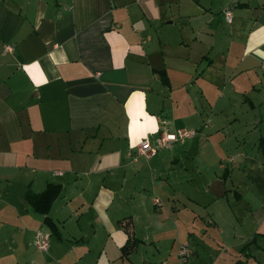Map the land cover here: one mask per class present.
Instances as JSON below:
<instances>
[{
	"label": "crops",
	"instance_id": "0c3cea01",
	"mask_svg": "<svg viewBox=\"0 0 264 264\" xmlns=\"http://www.w3.org/2000/svg\"><path fill=\"white\" fill-rule=\"evenodd\" d=\"M151 1L0 0V262L12 257L15 263L29 264L27 251L34 249L32 240L42 224L56 237L48 242L47 249L35 248L48 254L47 264L97 262L98 257L86 249L68 254L71 250L63 248V240L69 239L62 234L61 220L56 216L59 209L65 212L69 207L68 191L76 202L93 210L92 220H98L109 232L115 231L107 215L115 197L113 188L98 184L90 200L85 197L89 178L84 187L67 189L79 180L76 174L80 170L91 169L96 175L106 172L112 177L122 170L125 177V167H129L134 177L145 169L149 177L159 176L161 160H179L182 145L195 147L196 155L205 161L215 159L213 163L223 170L208 176L205 168L201 170L204 160L196 163V172L203 176L196 181L211 200L228 199L230 194L241 200L246 194L236 188L228 163L217 160L216 144H211L208 136L213 129L223 127L215 122V98L222 95L207 96L201 91L196 100L184 88L196 71L187 60L191 49L185 45V38L195 36L194 29L187 34L183 29L181 6L186 0H158L157 8ZM165 4L169 10L163 8ZM196 4L209 11V23L222 18L225 24L211 42L222 59L223 79L228 73L239 72L253 87L264 85V0H196ZM227 8L232 12L229 22L224 14ZM217 25H213L216 31ZM6 44L12 50H4ZM229 61L235 66L228 68ZM211 62L212 58L209 66ZM207 110L211 114L208 131L160 147L170 151V158L168 153L159 154V148L147 155L137 153L136 143L143 137L154 143L160 131L200 130ZM251 122L256 125L255 115ZM255 143L260 159L246 152L236 153L246 160L245 176L249 178L258 177L250 170L252 162L258 166L259 177H264V136L259 135ZM14 177L21 184L11 190L8 184ZM48 183L59 184L47 211L55 230L28 200L31 193L41 192ZM150 188L151 194L145 198L154 206L161 205L159 194L167 192V187L160 184L158 189L153 183ZM155 199L159 203H154ZM242 213L241 225L233 227L235 239L229 241L227 228L212 211L210 221L220 236V248L213 258L225 259L226 253L228 264H238L243 261L241 256L257 257L264 249L257 240L264 236V204L243 206ZM249 216L251 223L247 224ZM10 218L14 227L16 222L22 227L20 237L1 233ZM118 224L126 233L118 247L119 258L130 259L144 239L134 234L130 220L125 224L119 220ZM144 237L150 236L147 233ZM72 238L82 240L83 236ZM128 240L134 247L124 253L122 246ZM193 253L198 254V248Z\"/></svg>",
	"mask_w": 264,
	"mask_h": 264
},
{
	"label": "rangeland",
	"instance_id": "374dc122",
	"mask_svg": "<svg viewBox=\"0 0 264 264\" xmlns=\"http://www.w3.org/2000/svg\"><path fill=\"white\" fill-rule=\"evenodd\" d=\"M151 2L154 8L160 5L158 0ZM196 5V0H186L181 6L184 9L182 24L186 31L185 34L193 33L194 29L193 36H195V39L185 38V45L190 46L191 49L190 58L187 60L196 71L184 88L190 92L187 93L188 96H196V100L201 91L207 96H213L216 93L222 95L215 98L217 100L215 122H221L223 127L220 130L213 129L208 136L211 144H216L217 160L221 159L226 164L228 163L227 166L236 188L246 194L241 200L234 199L232 194L228 199L224 197L220 200H211L203 191L201 182L196 181V177L202 176L196 172V163L204 159L196 155L195 147L188 149L182 145L184 150L181 151L182 155L179 160L174 162L168 160L167 163L166 160H161L163 171L159 176L156 174L154 177H149L145 169L134 177L129 167H125V177L121 175L122 170H119L113 177L106 172L96 175L91 169L80 170L76 174L79 180L68 185L67 189L70 190L72 186L80 189L81 186L84 187L85 179L89 178L85 197L90 200L97 191L98 184L104 183L113 188L115 197L107 209V215L114 222L115 231L109 232L100 225L98 220H92L93 210H90L85 203L76 202L74 194H69L67 191L71 199L67 211L62 212L56 209L55 212L59 213L56 216H59L61 220L62 234L69 239L68 241L63 240L65 242L63 248L67 251L71 250L68 254L72 251L79 253L86 249V252L94 253L95 257H98L95 264H228L229 256L226 253L224 254L225 259H215L212 256L220 248V236L216 231V225L210 221L213 217L212 211L219 217L220 223L227 228V236L231 241L235 239L233 227L241 225L239 222L243 217V206L250 208L253 202L264 204V177H259L258 166L254 162L250 164V170L258 177L249 178L245 176L247 175L246 160L236 155L237 152L242 151L251 156L257 155L260 159V150L255 139L259 135L264 136V121L261 120L264 118V85L258 83L253 87L251 82L244 78V74L239 72L228 73L223 79L222 59L211 47V42H213V34L218 38V31H223L222 26L225 24L222 23V18H218L215 23L213 21L209 23V11L205 12L201 6ZM163 8L169 10L168 4H165ZM215 24H218L217 31L213 28ZM206 41L209 43L208 47L205 46ZM204 53L205 55L202 56ZM210 58L213 59L211 66L208 65ZM232 65L235 66V62L229 61L227 67L230 68ZM201 73L202 76H200ZM210 115L209 110L204 113L201 129H196V134L199 131H208ZM254 115L256 125L251 122ZM158 150V153H163V156L168 153V158H170V151L166 152L167 150H162V148ZM230 157H233V161H228ZM214 160L203 161L204 165L201 170L205 168V174L208 176L213 175L214 172L219 174L223 172L218 165L213 163ZM236 162L239 165L233 167L232 163ZM91 174V177H86ZM153 183L157 184L158 189L160 184L167 187V192L158 193L162 199L161 205L154 206L145 198V195L151 194L148 191L151 190ZM20 184V179L14 177L8 186L9 189L16 190ZM142 185L145 188L141 187ZM69 198L66 201H69ZM119 220L123 224L130 220L134 234L144 239L130 255V259L119 258V244L126 238L125 231L118 226ZM246 220L247 224L251 223L250 216ZM21 228L18 222L14 227L10 218L9 225L1 233L8 235L9 238H17L22 235L19 233ZM205 228L207 232L203 234L202 230ZM38 230L48 238V242L53 237L56 239L45 224H42ZM147 233L150 237L146 238L144 236ZM80 235L83 236L82 240L72 238V236L80 237ZM257 240L259 244H264V236H259ZM32 243L34 249L27 251L30 255L29 264H47L45 258H48V254L37 252L34 237ZM183 244H187L189 249L185 258L179 254V247ZM196 248H198V254L193 253L196 252ZM233 258V260L236 259V257ZM241 258L243 261L238 264H264V249L259 251L257 257L243 255ZM1 263L21 264V262L15 263L12 257L6 258ZM52 264L55 263L52 262ZM86 264L90 262L87 261ZM91 264H94V261H91Z\"/></svg>",
	"mask_w": 264,
	"mask_h": 264
},
{
	"label": "built area",
	"instance_id": "2783aa9c",
	"mask_svg": "<svg viewBox=\"0 0 264 264\" xmlns=\"http://www.w3.org/2000/svg\"><path fill=\"white\" fill-rule=\"evenodd\" d=\"M225 18L229 22L231 21L232 12L230 8L225 9ZM4 50H12L11 45L6 44L4 45ZM196 134V129L193 128H179L174 132H166V131H160V133L157 135L155 142L151 143L148 139V137H143L136 143V151L140 154H149L153 153L156 149L168 146L172 141L175 140H184L186 137H192ZM154 203H159L158 199L154 200ZM34 243L37 248L41 250H45L48 247V239L45 235L41 233V231L37 230L34 235ZM189 249L187 247V244L180 245L179 247V254L185 258V256L188 254Z\"/></svg>",
	"mask_w": 264,
	"mask_h": 264
},
{
	"label": "trees",
	"instance_id": "16d2710c",
	"mask_svg": "<svg viewBox=\"0 0 264 264\" xmlns=\"http://www.w3.org/2000/svg\"><path fill=\"white\" fill-rule=\"evenodd\" d=\"M262 152H264V147H262ZM59 184L48 183L47 186L38 193H31L28 197L29 202L32 204L33 208L42 213L44 216V221L51 225V227L55 230V227L47 216V211L50 206L53 198L58 194ZM134 247V243L128 240L123 246L122 250L124 253H127Z\"/></svg>",
	"mask_w": 264,
	"mask_h": 264
}]
</instances>
